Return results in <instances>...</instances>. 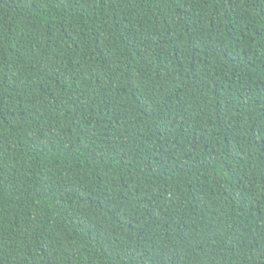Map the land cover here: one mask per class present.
<instances>
[{"label": "trees", "instance_id": "16d2710c", "mask_svg": "<svg viewBox=\"0 0 264 264\" xmlns=\"http://www.w3.org/2000/svg\"><path fill=\"white\" fill-rule=\"evenodd\" d=\"M0 264H264V0H0Z\"/></svg>", "mask_w": 264, "mask_h": 264}]
</instances>
